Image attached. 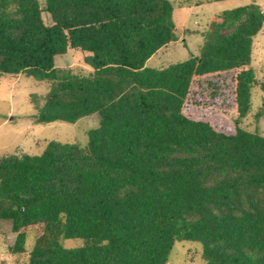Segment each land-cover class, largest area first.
I'll use <instances>...</instances> for the list:
<instances>
[{
	"label": "trees",
	"instance_id": "obj_1",
	"mask_svg": "<svg viewBox=\"0 0 264 264\" xmlns=\"http://www.w3.org/2000/svg\"><path fill=\"white\" fill-rule=\"evenodd\" d=\"M172 12L171 0H0V74L49 83L36 122L98 114L85 146L0 159V219L23 264H168L180 240L200 242L205 264H264V135L240 125L264 12L224 10L198 53L147 66L178 38ZM69 48L91 69L57 66Z\"/></svg>",
	"mask_w": 264,
	"mask_h": 264
},
{
	"label": "rangeland",
	"instance_id": "obj_2",
	"mask_svg": "<svg viewBox=\"0 0 264 264\" xmlns=\"http://www.w3.org/2000/svg\"><path fill=\"white\" fill-rule=\"evenodd\" d=\"M42 6L44 0H40ZM172 19L176 25L178 38L167 43L154 53L146 65L161 68L172 62L188 58L198 53L211 24L221 21L218 14L251 2L259 4L264 12V0H171ZM46 23H51L47 11L42 12ZM232 24L222 26L224 32H230ZM90 52L78 48H69L65 54L55 58L57 66L71 67L76 72L87 71L91 66L86 62ZM252 65L256 82L252 88L251 109L240 125L264 135V26L254 37ZM49 89V83L38 80L22 72L19 74H0V159L5 155L39 154L50 140L73 142L85 146L88 142L87 131L98 125V114L84 116L76 122L56 120L39 123L35 120L36 101ZM41 101V100H40ZM260 114V115H259ZM259 115V116H258ZM227 118L233 127L232 118ZM15 231L9 220L0 219V264H23L25 255L10 251L14 244ZM66 246L81 243L79 238H68ZM34 244V231L28 232L27 250ZM168 264H205L202 257V245L198 241H176Z\"/></svg>",
	"mask_w": 264,
	"mask_h": 264
},
{
	"label": "crops",
	"instance_id": "obj_3",
	"mask_svg": "<svg viewBox=\"0 0 264 264\" xmlns=\"http://www.w3.org/2000/svg\"><path fill=\"white\" fill-rule=\"evenodd\" d=\"M162 48V47H161Z\"/></svg>",
	"mask_w": 264,
	"mask_h": 264
}]
</instances>
